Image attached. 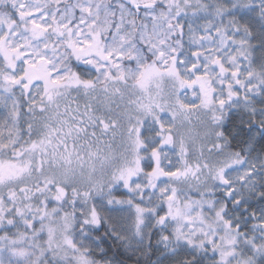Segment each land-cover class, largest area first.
Wrapping results in <instances>:
<instances>
[{"label":"snow or ice","instance_id":"1","mask_svg":"<svg viewBox=\"0 0 264 264\" xmlns=\"http://www.w3.org/2000/svg\"><path fill=\"white\" fill-rule=\"evenodd\" d=\"M0 264H264V0H0Z\"/></svg>","mask_w":264,"mask_h":264}]
</instances>
